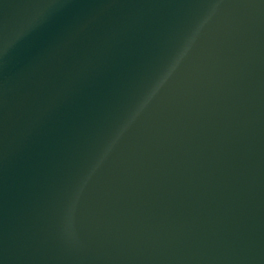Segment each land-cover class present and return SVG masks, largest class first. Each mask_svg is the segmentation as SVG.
Returning a JSON list of instances; mask_svg holds the SVG:
<instances>
[{
    "label": "water",
    "instance_id": "95a60500",
    "mask_svg": "<svg viewBox=\"0 0 264 264\" xmlns=\"http://www.w3.org/2000/svg\"><path fill=\"white\" fill-rule=\"evenodd\" d=\"M0 264H264V0H0Z\"/></svg>",
    "mask_w": 264,
    "mask_h": 264
}]
</instances>
